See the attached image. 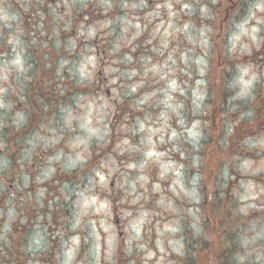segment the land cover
Segmentation results:
<instances>
[{
    "label": "flooded vegetation",
    "instance_id": "flooded-vegetation-1",
    "mask_svg": "<svg viewBox=\"0 0 264 264\" xmlns=\"http://www.w3.org/2000/svg\"><path fill=\"white\" fill-rule=\"evenodd\" d=\"M171 1L178 14L167 11ZM187 1L0 0V264H168L176 260L170 246L162 253L154 243L158 229L168 223L184 239L181 260L192 264V255L200 256L198 249L205 246L185 235L183 221L192 209L201 214L212 210L201 232L211 231L210 244L217 239L219 206L213 207L221 185L214 184V190L208 183L209 154L216 151L212 164L264 158V151L252 149L264 140V43L252 42L243 57L258 78L255 91L232 106L222 82L229 76L228 62L218 60L217 76L208 68L217 99L211 111L194 116L202 121L205 148L193 150V111L186 96L180 113L164 124L167 131L155 134L156 153L176 165L174 176L186 180L196 162H202L204 167L196 168L205 170L198 201V196L195 203L184 201L169 175L159 176V167H148L138 193L146 215L140 227L143 240L137 241V226L129 219L132 167L143 161L133 151L141 145L140 113L147 111L138 85L144 68L166 51L154 44L150 26L157 29L171 15H176L173 21L194 24L191 7L184 8ZM232 3L237 18L248 0ZM126 30L134 32L123 39ZM174 49L181 56L172 72L180 79L183 72L193 76L192 44L178 38ZM237 68L235 62L234 76ZM100 107L107 111L92 115L90 127L81 124L84 111ZM157 109V104L151 108ZM159 121L155 112L152 124ZM85 127L95 131L90 142L80 135ZM234 186L231 180L228 198ZM225 240L232 244L234 238L227 233ZM144 244L154 248V260L144 259Z\"/></svg>",
    "mask_w": 264,
    "mask_h": 264
},
{
    "label": "rangeland",
    "instance_id": "rangeland-1",
    "mask_svg": "<svg viewBox=\"0 0 264 264\" xmlns=\"http://www.w3.org/2000/svg\"><path fill=\"white\" fill-rule=\"evenodd\" d=\"M175 1L177 4L179 0ZM183 4L185 5V9L191 7V10H188V12L194 13V24L185 22V19L173 21L176 15H171L170 20H164L157 29L150 26V36H154L155 38L154 44L159 45L160 48L166 51L159 52L158 55L161 58L154 60L152 62L153 65L144 68V74L141 75L142 81L138 85L147 110L144 113H140L138 123V134L141 138L140 143L142 146H137L138 148L133 151V157L141 156V160L143 161L141 164L132 167L135 174L133 175V179L130 178L129 180V197L131 198L129 219L134 227L137 226L135 228L137 233L135 236L138 235V242L143 240L145 234V231H140L141 224L145 221L146 215L140 209L138 193L144 185L142 172L146 168L151 167L150 170L156 171V167H159V176L161 174L164 177L169 175L172 189L178 190L180 188L181 191L179 190L175 194L180 195L184 201L192 203L198 201L199 188H203L204 185L202 183L204 168L200 173L196 171L197 166H199V169L204 167L201 161L196 162V165L193 166L191 174L187 176L189 178L182 180L173 175L176 165L165 161L162 155L156 153L155 134L167 131L164 124L170 117L180 113L182 96H186L187 104L192 105V136L196 140V143H193V150L199 152L205 148L203 127L202 121H195L194 116H198L201 113L200 111H205L209 108L207 106L208 101L214 99L212 98L213 95L210 96L209 93V91H213L214 83L212 80H209L210 74L207 71L208 68L211 69L212 73L217 72L215 74L217 76L220 70L217 64L218 60L228 62L225 70L228 72L229 78L222 82L225 86V96L229 97L228 103L231 106L238 100H245L250 97L258 84L255 72L243 60V57L251 52L252 42L255 41L259 46L264 43V20L260 19V17L264 18V0H252L250 3L248 0V5L244 6L241 15H238L237 18L233 16L232 0H189ZM169 5L167 11L178 14L176 11H173L174 5L172 1L169 2ZM256 21L259 23L256 24ZM200 22L201 26L199 28L196 27V24ZM130 23L133 25L134 31L141 32V27L138 26V23L133 24V21H130ZM121 27H124V23H122ZM133 32L122 31L123 39H127L129 34ZM178 38L192 44L191 59L193 63L189 71L194 72V77L190 78L187 73L183 72L184 78L180 79L170 68L173 67V62H176L177 58L181 56L174 49ZM188 58L187 55L184 57V59ZM235 62L238 65L237 76H234L233 73ZM146 64L148 65L149 62H144V65ZM215 81L218 83L217 79ZM159 86L161 89H158ZM155 104H157L158 109L152 111L151 108ZM186 108L187 111H191L190 106ZM105 111L107 110L104 107H100L98 111H84L81 124L90 127L89 121L92 115H101ZM108 111L114 110L113 108H109ZM155 112L157 120H160L156 126L152 124ZM226 118L229 120L230 114ZM84 134L87 136H84ZM94 134V130L86 127L80 131V135L85 141L88 138H92ZM87 142L90 141L88 140ZM202 142L203 147L201 146ZM262 143L259 146H254L252 149L257 148L260 151H264V140H262ZM81 144L84 145V142L82 141ZM209 155L211 162L206 167V170L210 173L208 183L212 185L214 190V184L221 185L220 193L224 194L222 198L218 197L219 201H216L217 204L213 207L216 209L219 206L216 214L219 221L218 225L221 228L217 229V235L214 234L217 239L210 244L211 231H208L206 234V232H201V228H205V225L208 224L205 216L208 217L212 210L206 211V214H201L200 212L196 213L195 209H192V213H188L186 221H183L186 237L189 239L194 237L193 242H201L202 240L205 244L203 249H198L200 256L192 255L191 263L220 264L225 259L224 255L229 245L224 244L223 241L226 242L227 233H231L234 238L233 242L237 245V247H234L230 244L232 251L236 249L235 253L239 258L236 262L237 264H247V262H251V264H264V158L258 159V161L242 158L237 162L231 163L220 159L216 164H212L216 151L210 152ZM137 171H139L138 174ZM195 171L197 175L196 180L194 178ZM238 175L241 177L238 178ZM231 180L235 182V186L228 198L227 190ZM185 184L190 185L192 189H186ZM212 187L209 186L208 190L206 189V194L210 193ZM206 194L204 193L203 195ZM196 198L197 200L195 201ZM171 225V223H168L165 225L166 228L164 227V230L158 229V238L154 243L162 253L169 252L167 247L170 246V251L174 253L176 260L168 264H178L177 262L185 264L184 260H181L184 239L181 234H179L178 239V234L175 232L176 226L171 227ZM144 247V259L154 260L152 256L154 248L152 247L148 250L145 244ZM144 262L145 264H164L163 261L160 263Z\"/></svg>",
    "mask_w": 264,
    "mask_h": 264
}]
</instances>
